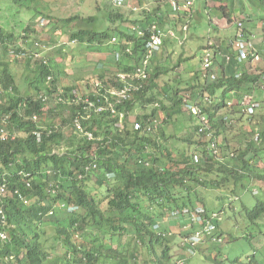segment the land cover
Listing matches in <instances>:
<instances>
[{
    "label": "trees",
    "instance_id": "1",
    "mask_svg": "<svg viewBox=\"0 0 264 264\" xmlns=\"http://www.w3.org/2000/svg\"><path fill=\"white\" fill-rule=\"evenodd\" d=\"M169 1L152 0L155 7L151 10L146 7L140 15L143 28L152 24L163 28L170 23ZM210 1L218 5L217 10L231 23L222 1ZM11 2L20 4L22 0H8V5ZM4 13L0 8V20H13L4 17ZM138 22L130 20L133 25ZM61 23L64 26L74 23L78 27L68 33L71 40L91 44L83 48V55L122 53L117 63L119 70H127L126 60L136 64L143 52V39L134 40L130 57L124 54V45L108 44L113 31L85 30L88 24L80 17ZM36 28L37 25L28 24L23 34L17 36L0 28V131L5 128L15 134L13 140H0V185L5 183L9 192L2 207L11 225L9 241L0 240V264H173L169 244L154 229L157 219L166 211L191 205L193 192L201 186L228 188L235 195L238 190H247L251 183L264 185V168L259 169L264 158V119L258 113L248 118L241 112L225 114L224 118L218 116L221 111L238 107L242 95L248 96L251 90L259 92L257 87L264 74L263 53L261 62L251 64L248 60L242 68L236 52H229L233 51L230 44L226 51L215 45L208 51L214 61L213 67L207 69L202 68L206 54L201 56L196 69L180 68L184 61L180 59L168 70L161 66L167 58L164 57L154 65L146 87L118 104L122 118L99 115L93 109L90 119L81 121L83 129L93 136V141H88L78 134L74 123L77 117L90 113L83 110L82 100L92 99L91 89H97L86 85L89 94L78 102L72 95L77 88L68 86L62 93L63 66L53 56L42 59L32 56L37 53L33 49L37 39L30 40L27 34L34 33ZM18 41L24 44V51ZM167 44L165 41L161 50L165 54ZM219 51L229 53L231 61L218 65L221 73L211 80L214 65L221 61ZM12 54L14 62L1 57H13ZM19 63L24 64L27 73L24 83L18 82L12 72L13 64ZM93 65L100 69L101 63ZM96 72L97 79L104 78L101 70ZM237 73L239 79L235 78ZM186 98L208 118L212 136H207L206 131L198 134L204 128L200 117L188 112L189 124L181 119L187 113L183 111ZM232 115H238L247 124L255 119L259 129H249V134L255 135L253 140L244 149L234 151L233 158L218 155L216 159L206 146L214 140L219 150L226 146L225 124ZM34 116L36 121L32 119ZM51 116L56 117L58 125H48ZM190 151L202 155L198 163L188 155ZM228 159L231 163H226ZM94 164L95 170L86 171ZM79 175L83 178L79 179ZM213 176L222 184L205 180ZM92 177L95 194L87 187ZM100 189H104V194L98 196ZM16 190L29 199V206L20 202ZM260 195L252 209L242 206L251 226L264 223V192ZM69 207L78 210L70 213ZM50 212L52 216H48ZM47 229H51L50 233ZM50 241L66 251L57 255L52 245H46ZM210 246L214 257L202 259L211 264H225L218 251L221 245ZM226 260L228 264H239L235 257ZM247 264L260 263L253 259Z\"/></svg>",
    "mask_w": 264,
    "mask_h": 264
},
{
    "label": "rangeland",
    "instance_id": "2",
    "mask_svg": "<svg viewBox=\"0 0 264 264\" xmlns=\"http://www.w3.org/2000/svg\"><path fill=\"white\" fill-rule=\"evenodd\" d=\"M130 4L135 3L134 6L140 7V2L144 3L148 9L154 8V3L152 0H128ZM224 7L227 9L233 10L230 16L233 20H241L243 18V12L248 14H255L258 20L259 17L264 18V5L262 4L264 0H221ZM7 5V8L5 6ZM235 6V7H234ZM29 7V8H28ZM218 5L213 3L209 4V9L211 12L207 13L204 9L198 13V19H192L189 25V31L186 34L187 39L184 41L183 47L178 45V42L172 43L169 49L170 51H162L159 57V61L162 62L164 57H167L161 66H164L168 70H171L175 67V65L180 61V59L184 60L181 64V67L189 68L193 67L196 69L198 66V61L200 60L201 53L203 49L206 47L207 42L221 40L224 39V35H227L228 30L230 32H236V27L232 25L231 29H226L221 33L217 30V26L221 23L227 24V19L222 13L217 10ZM0 8L5 10L4 17H12L13 20H0V28H3L4 32L13 33V35L17 36L19 34H23L26 29V26L33 21H38L39 18H48L51 19V25L47 28H44V31L37 32L36 35L40 41H44L45 44L47 43V47L49 51L46 53L45 56L49 55V57H55V62L60 63L63 66V74L60 76V89L67 87L73 79L79 78H88L93 77L92 75L88 74L87 71L81 70L79 71L75 64L79 63V68L82 69L80 66L82 64L83 58L81 56V52L78 51L79 48L76 47L75 44L70 43L68 34L69 30H77L78 27L73 23L67 26H64L61 22L66 19H70L73 17H80L84 20V23H88V18L95 17L97 22L91 28L98 30L99 32L106 31L107 27L110 26L109 20V13L112 11L117 10L116 7L113 6L112 3L108 2L107 0H22L20 4L10 3L8 5V0H0ZM28 8V9H24ZM214 10V11H213ZM260 10H263L262 14H258ZM39 12V13H38ZM125 14H127L125 12ZM141 13L133 15L132 20L139 21L138 23L140 26L142 25L140 22L142 18L139 16ZM129 15V16H130ZM3 17V18H4ZM11 19V18H10ZM20 22L22 25H20ZM172 23H167L165 28L177 30L174 26V21ZM221 24V25H222ZM54 25L52 28L51 26ZM183 25V24H182ZM245 28H247V24L245 23ZM138 27V26H136ZM40 29V28H39ZM105 29V30H104ZM57 30V31H55ZM189 37V38H188ZM21 47V50H25L24 44L21 45V41H18ZM65 45V46H64ZM174 47V49H173ZM168 49V48H167ZM29 51V49H26ZM57 50H61L58 52ZM54 53V54H52ZM14 55V54H12ZM19 56V55H18ZM2 59L10 60L14 62L15 55L11 57L8 56H1ZM21 57V55H20ZM19 57V58H20ZM22 57H25L22 55ZM87 57V56H86ZM93 58L100 59L97 54H88L86 61H90ZM168 59V60H167ZM92 62V61H90ZM78 70V71H77ZM12 72L14 77L17 81L22 82L23 77L27 75L24 71V64H13ZM23 92H25L26 87H22ZM257 102L263 103L264 102V92L259 94H255L253 96ZM185 98V95H184ZM187 103L185 104H192L187 99ZM263 111L261 112V119H264V103H263ZM183 111L185 113V118L181 117L182 120L185 121L186 124H189V116L187 108L184 105ZM148 112V111H147ZM151 111H149L150 113ZM236 113L235 110H224L221 111L220 115L222 114H230ZM161 117L164 118V115L161 114ZM51 116L48 119V125L56 124L57 119L56 117ZM232 126H225L226 128V138L228 142L226 146H222L223 154H232L235 153L239 148L244 149L250 140H253L255 135L249 134V129H259L257 127V122L253 119L250 123H245L243 118H239L238 115H232ZM238 119L240 120L238 122ZM196 119L193 117V121ZM58 125V123H57ZM179 125V124H178ZM173 131V129H172ZM183 133V132H182ZM181 135V134H180ZM221 147V146H220ZM192 154V151H190ZM236 155V154H234ZM263 163H260L259 169L264 168V158L262 159ZM226 163H231V159H228ZM87 187L91 190L92 194H95V184L94 178L92 177L90 181L87 183ZM99 195L104 194V189H100ZM103 190V191H102ZM259 191L261 194L264 192V185L262 184H251L247 187V190H238L235 195H228L223 190H217L216 196L217 199H214V194L211 193L213 191L210 190H200L199 197L202 198L203 204H205V208L208 210L209 208L212 211L208 212H222L221 219L218 222L219 230L222 233L224 240H228V238H233L234 242L226 243L222 242L221 248H219V254L226 263V259H232L233 257L239 256L240 262L244 263L246 258L251 256H255L256 259L260 258L261 250L264 246V225L262 226V233H259L254 240L258 246L254 245V248H251L249 244H247L246 239L251 238L256 233L254 226H251L245 217V212L242 211V206L245 205L249 209L253 208L257 200L261 199V195L252 197V191ZM208 199V201H206ZM231 204V206L229 205ZM104 205V204H103ZM200 205V204H199ZM201 206V205H200ZM203 206V205H202ZM230 206V208L228 207ZM158 225L161 227L162 230L166 229L170 236H167V242H169L170 246V255L172 257L173 264H211L210 262H206L202 259L203 256L208 257V253L206 252L207 248L210 247V243H205L204 245L200 246V253L199 255H191L183 250V240H184V229L180 228L178 222L170 218L169 215L161 218L158 222ZM174 223V224H173ZM177 226V227H176ZM182 229V230H181ZM48 231L51 229H47ZM50 233V231L48 232ZM187 233V231H186ZM125 241V240H124ZM54 241L47 242V246H53L55 253L57 255L63 254L66 250L61 247L59 244H52ZM211 249V248H210ZM259 249V250H256ZM184 252V255H183ZM130 253V252H129ZM187 257V258H186ZM50 258V257H49ZM141 260V258L139 257Z\"/></svg>",
    "mask_w": 264,
    "mask_h": 264
},
{
    "label": "clouds",
    "instance_id": "3",
    "mask_svg": "<svg viewBox=\"0 0 264 264\" xmlns=\"http://www.w3.org/2000/svg\"><path fill=\"white\" fill-rule=\"evenodd\" d=\"M107 1L112 3L113 6L117 8V10L109 13L110 26L107 27L106 31H113V35L111 36V39L108 42V44L111 47L117 46V45H119V43H120V45H124L125 46L124 54L131 57L133 55L132 48L134 46L133 45L134 40L135 39H143V44H142L143 52H142L141 56L139 57V60L136 64L134 62L129 61L130 64H128V67L126 68L127 70H119L118 69L117 63L121 61V58L123 56L122 53H120V52H112V54L108 53V55H111L109 57L112 58L113 62L116 65L112 74H110L107 77L104 76L103 79H97L95 72L87 71L88 74L92 75L93 77H88L87 79H85V78L73 79L70 82V84L67 85V87L73 86V87L77 88V90L72 91V95L77 97V100H75L77 102L81 101L82 97L89 94L88 88L85 87L86 85H89V86L93 85L92 87H89V89L90 88H96L97 89V90L91 89L92 90V99L86 98L85 100H82V102H84V104H85V107L83 108V110L90 111V113L88 115L86 114L85 119H83L84 121H87L90 119L91 110H93V109H95V112H97L99 115L105 114V115H108L109 117L118 116V117L122 118V114L121 113L119 114L118 108L120 106H118V104L115 106V114H111L109 111H106V109L102 112H99V111H96V108L99 106L103 107V103H102L103 97H108L109 101L111 103H115L116 98L111 96L108 93V91H120V90H122L123 86L125 85V82L121 79L122 75H132L134 77L136 76V72H137L138 68L141 66L145 57L148 56V51H147L146 46H147L148 42H150V37L152 35V31L155 29V30L161 31L163 33L162 44L157 51H155L154 53H152L150 55V58L148 60V65L146 68V75H147L146 79L143 80V79H138L137 77H135L134 80H132L133 81L132 84H134L138 88L130 94L129 99L132 97V95L141 91L144 86L146 87L147 82L149 81L150 73H151L154 65H156L160 60L159 55L162 52L161 50L163 48L165 41L166 42L171 41V43L178 42V45L180 47H183L182 45L185 44L184 41L187 39L186 34L189 31V25H190L192 19H195V14L198 15V13H199V11L197 10L196 7L199 6V3H204L205 5H209L212 3L210 0H195V2L193 3V5L190 8L185 9L183 7L184 6V0H171V1H169V3H170L169 14L171 16L170 23L173 24L172 21H174V26L176 25L175 28L177 29V30H172V29H168L165 27L160 28L159 26H156L155 24H152L150 27H146V28H143L142 25L140 26L139 23H137L136 25L130 24V20L133 19V16L130 14L131 13L133 15H136L138 13L142 14V11L147 7V6H145V4L143 6L142 2H140V5H139L140 7H136V6H134L135 3L130 4V2L128 0H107ZM257 1H259V0H257ZM227 10H228L227 13L231 14L230 9H227ZM125 12L127 14H125ZM206 12H209V11H206ZM115 14L122 15V18H114L113 15H115ZM230 18H231V16H230ZM246 19H249L248 16L243 17L241 20H233L232 19L231 23L227 22L231 26L234 25L236 27L235 36L229 42V44L231 45V49H233V51L229 50V52H236L238 64L240 67L245 62H247L248 60L250 61L251 64H257V63L261 62L262 57H261L260 53L264 54V51H262V49L259 50V48L257 49L254 42L252 43L250 41L249 36L246 35V28L244 25L246 23ZM87 20H88V23H87L88 26L85 27V30L91 29V30L96 31L94 28H91L92 26H90V25H94L97 22L96 18L90 17ZM123 20H129V22H123ZM82 21L84 23L83 19H82ZM178 21H179V23H178ZM32 23L37 25V28H36L34 33H31V34L28 33L27 34V37L30 40H32V38L37 39V41L33 43V49H36L37 53H36V55L34 54L32 56L35 59L36 58L42 59L43 57H45L46 53L49 51V48L47 47V43L45 44L44 41H40L38 39V36L36 35V33L44 31V28H47L51 25V21L48 18L42 17V18H39L38 21H35L33 19V21H31L30 24H32ZM53 26L54 25H52L51 28ZM122 26L125 27L126 31H121L119 29ZM136 26H138V27H136ZM128 28H129V30H128ZM55 31H57V30H55ZM70 32L71 31L69 30V33ZM263 33H264V31H263ZM67 34L68 33L65 32V35H67ZM130 38H131V40H130ZM69 41H70V43L75 44L77 48H79L78 51L81 52L80 57L83 58V60H81L82 64L80 65L82 67V69L79 68V63L75 64V66L78 68L79 71H81V70L86 71L85 61H86L89 53L83 55V53H84L83 48L84 47L88 48L91 44H89L87 42L84 44H79V42H77V40H71L70 36H69ZM238 44H241L243 46V49L246 52V57L243 59L241 58L242 49L237 46ZM212 47H213V43L211 41L207 42V45L203 49L201 56L203 54H207V53L209 54L208 51L211 50ZM168 51H170V50H168ZM92 54H97V56H98V53H92ZM217 55H219L221 57V61L219 64L216 63V65H214L215 73H213V75L211 76V80H215L216 77L221 73V70L219 69L220 67L218 65H221V63L223 61H225L226 64H228L231 61V57L229 56V53L223 54V53H220V51H219L217 53ZM256 57H258V60H255ZM93 59H94L93 64H95V62H97L98 60L95 58H93ZM213 61H214V58L212 55V56H210V63H211L210 67L211 66L213 67V63H212ZM202 68H204V65L202 66ZM94 70H96V69L94 68ZM61 73L63 74L62 71H61ZM235 78L239 79L240 74L237 73ZM257 90H259V92H257V93H255L254 90H251V92L249 93L248 96L242 95L241 103L239 104L238 107H235L234 110L236 112H241L245 118L252 117L257 113L260 114V116H261L262 114H261L260 110L263 109L262 105L264 102L263 103L257 102L253 96L255 94H259L261 92H264V74L261 75V77H260V84H258ZM60 91L62 93H64L63 89H60ZM78 96H81V97L78 99ZM98 99H100V101ZM129 99H127V100H129ZM88 103L93 104L94 107L90 108L88 106ZM228 105L231 106L230 104H228ZM185 107L187 108V111L190 112L193 116H195L196 118L200 117V121L202 123V126H204V128H201L198 131V134L204 133L205 131L209 132L210 129L208 128V124H209L208 118L203 113H201L200 109L193 103L192 104H185ZM192 109L196 110V113H193ZM250 109H252L251 112L249 111ZM220 113L218 116H220V118H224L225 114L220 115ZM34 117H36V116H34ZM229 119L230 120H226L225 126H232V119L231 118H229ZM36 120H37V117H36ZM218 121H219V119H218ZM74 125H75V123H74ZM136 129L138 130L139 128H136ZM83 131L85 134H88V133L91 134L90 132L85 131L84 129H83ZM78 134H80V133L78 132ZM37 135L38 134H36V136ZM80 135L87 138V136H84L83 134H80ZM210 135L212 136V132L207 133V136H210ZM39 138H40V136H39ZM9 140H11V139H9ZM87 140L93 141V136L91 139L87 138ZM206 148H207L208 153L210 155L216 157V159H218V155L219 156L221 155L222 157L229 155L230 157L233 158V154H230V153L229 154H226V153L223 154V152H222L223 149L219 150V145H218L217 141H215V140L211 141L206 146ZM188 155L191 156V158L193 159V162L195 164L198 163V160L202 157L201 154H190V153H188ZM95 169H96V165L94 164L93 168H87L86 171L95 170ZM78 178L82 179L83 175H79ZM205 180L206 181L214 180L216 182H219L218 185L222 184L221 181L218 178H216L215 176L209 177ZM201 182H203V180H201L200 183ZM251 184H253V183H251ZM217 188H218L217 186L216 187H210V188H208L206 186H201V187L197 188L192 194L193 201H192L191 205H189L188 207L181 208L179 210L178 209L168 210L165 212V215L163 216V217H165L166 215H169L171 219L175 220V222L176 221L178 222V225L180 228L184 229L183 236L185 238L183 240V244H182L183 248L182 249L186 250V252L189 254V256L197 255L200 252L199 247L204 245L205 243L218 244V245L222 246V244H223L222 242H224V241L226 243L227 242L228 243L234 242L233 238H228V240H224L222 233L219 230L218 222L221 219V215H222L223 211L218 212V213L217 212H208V210L209 211H212V210L210 208L207 210L204 206L205 204H203L204 203L202 201L203 199L199 197V191L200 190H210V191H213L211 193L214 194V199H213V201H214L215 199H217V196H216L217 194L215 192L218 190ZM223 191H225L230 196L234 195L232 192L229 191L228 188L224 189ZM8 194H9V192L7 193L6 198L8 197ZM21 195L27 201V204H24L22 201H20V202H22L24 206H29V203H30L29 199L26 196H24L23 194H21ZM251 195L252 196H255V195L258 196L259 191H257V190L252 191ZM206 201H208V199H206ZM229 205L231 206V204H229ZM230 206H228V207L230 208ZM77 210H78L77 208L69 207L68 212L73 213V212H77ZM3 214H4L5 219H6V226L3 227L2 225H0V232H4L7 235V240H2L1 238H0V240H2L4 243H6L9 241V238H10L9 231L11 230V225L7 221L6 214H5L4 210H3ZM48 216H52V212H50ZM163 217H161V218H163ZM161 218L157 219L156 226H154L155 227L154 229H155L156 234L161 238H165V240L167 242V236L168 235L170 236V234L168 233V231L166 229L162 230L161 227L157 223ZM261 225H264V223H259L258 225L254 226L256 233L251 238L246 239L247 244H249V246L251 248L255 249L254 245L258 246L254 240L256 239V237L259 233H262V226ZM186 231H187V233H186ZM262 236H264V234ZM168 243L169 242H167V244ZM138 246H139V244H138ZM210 248H212V247L210 246ZM259 249L261 250V254H260L259 259H256L255 256H251L249 258H246L245 262L242 263L239 261L240 260L239 256H236L235 258L238 260L239 264L240 263L241 264H247L250 260H253V259H256L260 264H264V246L262 248H259ZM259 249H256V250H259ZM211 250L212 249L208 250V248H207L206 252L208 253L209 256L214 257L215 254H211L210 253ZM183 255H184V252H183ZM12 258L13 257L10 256V259H12ZM226 263H228V262L226 261Z\"/></svg>",
    "mask_w": 264,
    "mask_h": 264
},
{
    "label": "built area",
    "instance_id": "4",
    "mask_svg": "<svg viewBox=\"0 0 264 264\" xmlns=\"http://www.w3.org/2000/svg\"><path fill=\"white\" fill-rule=\"evenodd\" d=\"M195 2V0H184V8L188 9L190 8L193 3ZM174 5V4H173ZM162 37H163V33L161 31L158 30H153L152 31V35L150 37V42H148L146 48L148 51V56L145 57V59L143 60L141 66L138 68L137 72H136V76L138 79H146L147 75H146V68L148 65V60L150 58V55L152 53H154L155 51H157L159 49V47L162 44ZM239 48L242 49L241 51V58H245L246 57V52L243 49V46L241 44L237 45ZM255 60H258V57L255 58ZM211 65L210 63V55L207 53L204 59V68L207 69L209 68ZM132 75H122L121 79L125 82V85L123 86L122 90L120 91H108V93L115 97V103H111L109 101L108 97H103V107L99 106L96 108V111L102 112L106 109V111H109L111 114H115V106L123 101H126L127 99H129L130 94L136 90L138 87L135 86L134 84H132V80H134L135 78ZM45 100V99H44ZM100 101V99H98ZM98 101V102H99ZM101 103V102H100ZM88 106L90 108L94 107L93 104L88 103ZM250 112L252 111V109L249 110ZM193 113H196V110L192 109ZM85 119V117L83 116H79L76 118L75 121V127L76 130L80 133L83 134L84 136H87V138L91 139L92 135L91 134H85L81 125V120ZM33 120H36V117L33 118ZM136 128H139L138 126H136ZM15 137V135L10 134L8 131L4 129H2L0 131V140L3 142L8 141L9 139L13 140ZM37 137L39 138V135H37ZM7 187L5 183H2L0 185V225H2L3 227L6 226V219L5 216L3 214V208H2V203L4 201V199L7 196ZM15 194L18 196V198L20 199V201H22L24 204H27V201L24 199V197L21 195V193L19 192V190H16ZM0 238L2 240H7V235L4 232H0Z\"/></svg>",
    "mask_w": 264,
    "mask_h": 264
},
{
    "label": "crops",
    "instance_id": "5",
    "mask_svg": "<svg viewBox=\"0 0 264 264\" xmlns=\"http://www.w3.org/2000/svg\"><path fill=\"white\" fill-rule=\"evenodd\" d=\"M264 5V3H263ZM209 5H205L204 3H199V6L196 7L197 10L199 12L202 11V9H205V11H209L211 12V10L208 8ZM235 7V6H234ZM207 12V13H209ZM231 12H233V10H231ZM263 10H260L258 12V14H262ZM248 16L249 19H246V24H247V28H246V35L249 36L250 41L256 45V48L259 50L262 49V51H264V33H263V29H264V18L259 17V19H256V15L251 13H245L243 12V17ZM195 19H198V15L195 14ZM222 24V23H221ZM217 26V30H219L221 33H223L224 30L226 29H231V25L229 23H224L222 25ZM121 31H126L125 27H120L119 28ZM129 30V28H128ZM236 32H230V30H228L227 35H224V39L219 40V45H218V40L212 41L213 46H218L219 48H222V51H226L225 48L226 46L229 44V42L231 41V39H233V37L235 36ZM253 37V38H252ZM189 38V37H188ZM171 42H168V44L166 45V48H168L167 50H170L169 48L172 47L171 46ZM214 46V47H215ZM174 49V47H173ZM98 56L100 57V59H98V63H101L100 69H96L94 70V66H93V60L90 61H85V68L86 71H92L95 72L97 75L98 70H101L103 72V76H109L110 74H112L113 70L115 69L116 65L113 62L112 58L109 57V55L107 56L106 54H99ZM126 64H130L129 61L126 60L125 62ZM86 79V78H85Z\"/></svg>",
    "mask_w": 264,
    "mask_h": 264
}]
</instances>
